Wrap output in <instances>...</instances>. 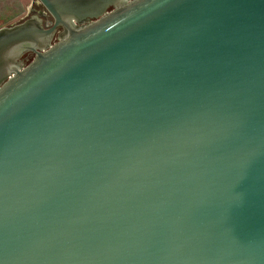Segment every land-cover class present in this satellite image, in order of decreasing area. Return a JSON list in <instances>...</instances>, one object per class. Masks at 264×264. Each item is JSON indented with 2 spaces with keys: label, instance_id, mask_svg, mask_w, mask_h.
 Listing matches in <instances>:
<instances>
[{
  "label": "water",
  "instance_id": "water-1",
  "mask_svg": "<svg viewBox=\"0 0 264 264\" xmlns=\"http://www.w3.org/2000/svg\"><path fill=\"white\" fill-rule=\"evenodd\" d=\"M36 1L0 27V264H264V0Z\"/></svg>",
  "mask_w": 264,
  "mask_h": 264
},
{
  "label": "rangeland",
  "instance_id": "rangeland-1",
  "mask_svg": "<svg viewBox=\"0 0 264 264\" xmlns=\"http://www.w3.org/2000/svg\"><path fill=\"white\" fill-rule=\"evenodd\" d=\"M19 3L22 7H23V13L14 18L13 20L7 22L5 25L3 26H7L11 23H14L16 21H18L21 17H23V15L26 13V11H39V12H43L42 7L38 4V2L36 0H0V22H3V20L5 19V17L7 15H5L7 12H5L4 10L6 9L7 6H10L12 4L15 3Z\"/></svg>",
  "mask_w": 264,
  "mask_h": 264
},
{
  "label": "flooded vegetation",
  "instance_id": "flooded-vegetation-1",
  "mask_svg": "<svg viewBox=\"0 0 264 264\" xmlns=\"http://www.w3.org/2000/svg\"><path fill=\"white\" fill-rule=\"evenodd\" d=\"M43 9V8H42ZM34 18H38L41 19V25L44 28H49L52 25V19L50 18V16L48 14H46L43 10V12H39V11H26V13L23 15V17H21L18 21L11 23L7 26L13 25V24H17V23H21L27 20H31ZM62 33V29L61 28H56V30L54 31L53 35H52V43L57 41L58 36ZM26 57L28 60H30V58L32 57L31 54H24L22 56V58Z\"/></svg>",
  "mask_w": 264,
  "mask_h": 264
},
{
  "label": "trees",
  "instance_id": "trees-1",
  "mask_svg": "<svg viewBox=\"0 0 264 264\" xmlns=\"http://www.w3.org/2000/svg\"><path fill=\"white\" fill-rule=\"evenodd\" d=\"M23 10H24L23 7L17 2L15 4L7 6L6 9L4 10L5 12H7L5 14L7 16L5 17L3 22H0V27L5 25L7 22L13 20L14 18L20 16L23 13Z\"/></svg>",
  "mask_w": 264,
  "mask_h": 264
}]
</instances>
